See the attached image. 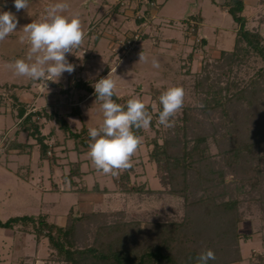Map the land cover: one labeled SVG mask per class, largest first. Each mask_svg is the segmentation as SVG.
<instances>
[{
	"label": "rangeland",
	"instance_id": "1",
	"mask_svg": "<svg viewBox=\"0 0 264 264\" xmlns=\"http://www.w3.org/2000/svg\"><path fill=\"white\" fill-rule=\"evenodd\" d=\"M56 2L59 0H29L28 8L17 12L13 0H0V11H11L19 21L17 31L0 41V158H5L4 153L14 148H11L13 143L27 145L24 154L18 156L19 153L14 152L12 155L15 157L9 156L11 162H0V221L48 214L52 223L65 226L69 212L72 210L74 215L77 214L78 203L82 202L81 210L98 206L114 210L118 215L106 222L115 223L112 226H123L130 234L142 231L140 234H144L143 240L150 239V235L155 239L154 225L175 222L187 227L183 234L186 238L189 236L191 241V234H197L206 223V238L198 239L195 242L198 246L213 239L222 224L221 228L228 230L225 222L229 220L230 223V218L238 217L236 234L240 240L242 260L236 264H264V158L257 160L254 157L250 160L252 157H249L247 150H243L239 158L230 156L236 147L240 145L239 148H242L239 142L241 139L258 140L252 136L254 132L244 135V123L252 121L255 124L259 120L261 125L263 102L258 94L239 97L241 90L250 89L251 81L258 80L263 61L256 54L247 56L240 67L233 66L230 74L225 75L224 71L229 72V66L227 62L220 65L218 61L222 52L234 49L237 25L223 7L224 1L66 0L70 7L65 14L79 15L86 37L82 46L67 56L69 62L75 65V71L72 74L64 73L57 80L65 87L64 92L68 93L59 94L61 91H58L60 102L67 96V100H72L66 103L68 109L63 111L60 107H66L64 103L57 105L55 102L48 104L38 101L51 95L45 92L49 90H42L51 81H32L27 77H18L6 67L7 63L15 59L26 58L28 43L19 40L23 35V26L41 18L45 8ZM244 2L246 28L259 33L264 42V0ZM192 17L196 20H192ZM141 52L146 56V61L139 62ZM153 58L160 63L158 69L151 65ZM110 72L117 84L116 96L120 103L124 105L129 98L138 96L147 106H151L149 111L153 115V123L144 129L142 144L133 160L134 166L129 170L131 183L136 185V192L129 195L119 194L117 180L122 172L112 176L96 171L87 155L88 146L70 139L68 134L60 130L55 119L42 115L54 113L63 117L71 114L67 115L66 112L75 109L78 115L67 119L73 132L99 126L103 119L99 101L87 97L86 103L79 105L80 108L69 104H77L79 97L86 93L78 90L76 82L82 81L94 86ZM206 76H210V81L203 83L204 86L198 85ZM233 82L235 85H232ZM259 84L261 88L264 86L261 80ZM173 85L185 89V103L175 117V127L166 129L157 123L155 116L159 108L156 92L162 93ZM65 89H70V92ZM210 90L215 93L220 91L225 99L234 95L235 102L228 105L225 103L222 105L224 109L220 106L215 109L210 105L204 115L201 111L204 110V101L210 98L207 96ZM23 105L26 114H41L37 116L36 124L41 127L40 132L50 146L46 159L41 158L36 137L25 130L24 119L19 118V109ZM190 108L194 121L187 134L192 139L198 135L207 137L208 152L205 153L207 157L205 155L204 162L196 164L188 177L186 197L180 192V180L177 181V195L171 192L173 184L169 179L164 181L160 178V171L150 161L149 153L154 148V141L164 144L175 139L179 128H184V110ZM249 116L251 119L247 118ZM234 125L239 128L232 137ZM53 129L56 131L52 135ZM28 146L34 147V150L30 151ZM262 153L255 150L258 156H262ZM77 162L83 165L81 171L85 176L79 187L89 189L85 195L80 196L70 192L72 187L67 177L72 164ZM29 170L34 176L32 182H28L30 184L17 176L18 172L22 176L27 175ZM199 175L209 177V182L200 185L197 178ZM56 188L58 191L61 188L63 190L56 193ZM205 189L210 191L206 192ZM109 198L112 203L107 205ZM52 202L56 204L54 208L48 206ZM213 202L218 206H228L216 210ZM124 222H127L126 225ZM95 227V224L79 227L74 245L78 248L91 247L104 239ZM21 228L19 225L20 231ZM153 230L154 234H149ZM6 232L7 229L0 228V264L13 262L12 255H8L10 251L5 252V244L11 239H5ZM191 243L188 244L190 247L193 246ZM222 244L217 248L223 249ZM43 252L44 249L39 261L40 264H47L46 261L50 260L44 258Z\"/></svg>",
	"mask_w": 264,
	"mask_h": 264
},
{
	"label": "trees",
	"instance_id": "2",
	"mask_svg": "<svg viewBox=\"0 0 264 264\" xmlns=\"http://www.w3.org/2000/svg\"><path fill=\"white\" fill-rule=\"evenodd\" d=\"M151 1L153 2L155 0ZM212 1L215 2V0ZM223 1V7L226 9L228 15L232 17L233 21L237 25V29L234 49L231 52H222L218 63L222 65L227 62L230 70L227 73L226 71L224 72L225 75H229L233 66L240 67L244 63L245 57L255 54L259 56L263 61V67L258 72V80L255 79L256 81H251L250 89L241 90V95L239 98L244 96V94H251L252 96L258 94L260 101L263 102L261 105L264 106V86L261 88L259 84V80L263 81L264 83L263 38L259 33L247 30V18L244 16V0ZM191 19L196 20L195 17H192ZM205 67L204 71L206 72ZM187 70L189 69L187 68ZM209 81L210 76H206L205 79L198 82V85L204 86L202 84L208 83ZM76 84L79 88L78 90H84L87 94L93 95L96 99L94 86L91 83H82V81H80L76 82ZM232 85H235V83ZM66 91L70 92V89H67ZM159 92L160 91L156 92L157 97H159L161 94ZM207 96L210 98L204 101V110L201 111L204 115H206L210 105H213V108L215 109H217L219 106L224 109L222 105H225V103L228 105L229 103L235 102L233 100L234 95L225 99L222 98L223 95L220 91L215 93L214 91L210 90L208 91ZM236 97L237 96H235V98ZM113 99L116 100L117 103H120V100L116 94L114 95ZM15 100H17V98H15ZM150 108L151 106H148L149 110ZM160 108L161 106L159 105V108L155 113L156 117ZM191 110V108L190 110H184V116L182 119L184 121V128H179V130L182 131V134H180V131L178 130L177 134L174 136L175 139L166 141L164 144H159L158 141H152L154 148L152 152L149 153L150 161L154 162L160 171V178L164 181L165 179H169V181L173 184L174 187L171 192L176 194V186H178L177 181L180 180L182 184L180 192H182V194L186 197L188 190V177L191 175L192 171L194 170L193 167L196 166V164L198 165L204 162V159H206L205 155L207 157V154L205 153L208 152L207 137L198 135L195 139H192L189 138V135L187 134L189 127L194 121V116H191ZM78 113L79 112H76L74 109V111L71 113V116H77ZM262 113L263 121L261 122V125L259 120L255 124L252 121H247L244 123L246 126L244 135L254 132L252 136L257 137L258 140L251 141L252 139H241L239 142L241 145H243L242 148H239V145L230 152V156L234 155V157L239 158L242 151L247 150V153L250 155L249 157H252L250 160H252L254 157L257 160L264 158V108ZM18 115L19 118L24 119L23 125L25 126V130L30 131L29 134L36 137L37 143L40 146L41 158L46 159L47 153L50 151V146L46 144V138L40 132L41 127L36 124V118L37 116L40 117L41 114H26V109L23 105V107L19 109ZM42 115H44V117H48L49 119H55L60 125V130L65 135L68 134L70 139L79 142L82 146H88L89 136L88 130L86 128H83L80 132H73L64 117H58V115L54 113H45ZM247 118L251 119L250 116ZM232 128L234 135H231L234 137L236 135L235 133L238 132L239 126L234 125ZM52 133H54V131ZM143 133L144 129L140 130L138 135L142 136ZM13 147H19L20 150H25L27 145H17L14 143L11 145V148ZM255 150L263 152L262 156L255 154ZM163 170L165 171L166 175L161 172ZM82 175L81 163L77 162L72 164L70 173L67 176L72 187L76 185L74 179L81 178ZM197 178L199 179V183L202 186L209 182V177L205 178V176L202 177L199 175ZM117 185L119 187V191L123 195H129L133 192H136V185L131 183L129 170L120 174V177L117 180ZM80 191L86 192L87 188L83 187L80 189ZM209 191L210 190H206V192ZM216 199L217 197L214 199L215 202ZM213 204L216 210L223 208L225 205L221 204L222 206H218L214 202ZM117 215L118 213L114 210L108 212L96 211L92 213H83L80 215H74V213L71 212L65 227L50 224L47 222L46 218L41 215L32 217H15L9 219L6 222L0 221V228L12 230L16 227L18 228V226L21 225L22 232L32 233L36 235L38 240L46 238L49 242V248L52 251L49 260L61 264H189V257H193L192 264H194L195 257L202 251H206L208 249L213 250L216 256V259L214 261H209V264H236L242 260L239 248L240 240L238 239V234H236L238 217H234V219L230 218V220H232L230 223H228L229 220L225 222L227 223L228 230L222 229V224V226L217 229V233L213 235V239L204 241L202 244L196 246L195 242L198 239L206 238L205 233L208 224L205 223L204 227L201 226L197 231V234H191L193 235V238H191L193 246L190 247L192 243L189 240V236L186 238L183 234V231L187 227L180 223L169 222L168 224H156L153 226V228L156 229V233L154 234V230L149 233L156 235V237H154L155 239L153 240V235H150V239L143 240L142 237L144 234H140L142 231H138L137 234H130V231H128L123 226H112L115 223L108 224L106 222L109 218ZM124 223L126 225L127 222ZM90 224L96 225L95 229L101 233L104 239L98 241V244L91 247H76L74 244L76 240L75 235L77 234V229L79 227H86V225ZM228 241H231V243L229 244ZM221 243H223V249L217 248Z\"/></svg>",
	"mask_w": 264,
	"mask_h": 264
},
{
	"label": "clouds",
	"instance_id": "3",
	"mask_svg": "<svg viewBox=\"0 0 264 264\" xmlns=\"http://www.w3.org/2000/svg\"><path fill=\"white\" fill-rule=\"evenodd\" d=\"M13 6L19 12L27 9L29 0H13ZM70 5L66 0H59L45 8L38 20L23 26L21 43L27 41L26 58H18L6 64L18 77H27L32 81L59 80L64 73L72 74L75 65L67 59L84 43L86 32L79 15H66ZM17 16L11 11H0V41L17 31ZM143 52L139 62L146 61ZM153 68L158 69L160 63L153 58ZM117 84L111 72L94 84L96 101L102 110V122L97 127L88 129L87 153L96 171L105 175L117 176L130 170L133 160L142 144L140 130L148 129L153 122L146 103L138 96H133L122 105L113 99ZM186 92L180 85H173L164 90L158 97L161 106L157 113V123L166 129L175 127V117L185 103ZM155 108V105L152 106ZM216 259L213 250L202 251L194 259V264H209ZM192 264L193 257L188 258Z\"/></svg>",
	"mask_w": 264,
	"mask_h": 264
},
{
	"label": "crops",
	"instance_id": "4",
	"mask_svg": "<svg viewBox=\"0 0 264 264\" xmlns=\"http://www.w3.org/2000/svg\"><path fill=\"white\" fill-rule=\"evenodd\" d=\"M54 79V78H53ZM64 86H63V84L62 83H59V82H57V80H54V81H51L50 83H48V85H47V88H42V90L44 91V90H49V91H45V92H48L49 94H51V95H48V96H46V97H43V98H40V99H38V101L40 100L41 101V103L44 101V102H47L48 104H52L53 102H55L56 104L57 103H64V105H66V107H60V110H67L68 109V107H67V102L69 101V102H71L72 100L71 99H69V100H67L68 99V96L66 97V99H64V100H62V102H60L61 101V96L59 95V98H58V91H61V93H59V94H63V93H65L64 92V88H63ZM66 90V89H65ZM66 95H68V93H65ZM35 95V94H34ZM88 97V99H95L94 98V96L92 95L91 96V94H87L86 95V93H85V96H84V94H82V96H80L79 97V101H78V103L77 104H69L71 107H75V108H80L79 107V105H81V104H84V103H86V98ZM46 100H45V99ZM101 103V102H100ZM58 105V104H57ZM68 105V106H69ZM70 106H69V109H70ZM74 109V108H73ZM62 110V111H63ZM55 111H56V109H55ZM81 112V111H80ZM60 114H61V111L59 112ZM69 113H72V112H66V114L68 115ZM59 114V115H60ZM61 117V116H60ZM65 119H66V121H67V119H69L70 117H72L71 116V114L70 115H68V116H63ZM41 131V130H40ZM54 131V133H52ZM55 129H53L52 130V132H51V134L53 135V134H55ZM14 144V143H13ZM17 145H19L18 143H16ZM21 145H23V144H21ZM29 148V150L31 151V150H34L33 148H31V146H28ZM24 151L25 150H20L19 149V147H14L13 149H10V150H8V152H7V154L6 153H4L5 154V158L4 157H2V158H0V162H1V160L2 161H10V159L9 158H11V157H15L14 155H12V153H14V152H17V154L19 153V155L18 156H20V155H22V154H24ZM79 152L80 151H78V154H79ZM21 153V154H20ZM70 153H71V151H70ZM69 153V154H70ZM29 154H31V153H29ZM33 154H34V152H32V156H33ZM16 155V154H15ZM83 155V154H82ZM9 156H11V157H9ZM17 156V155H16ZM31 158V157H30ZM57 162L59 161V159L58 160H56ZM11 162V161H10ZM81 163V162H80ZM81 166H83L82 164H81ZM23 169V168H22ZM30 169V168H29ZM22 171H24V170H22ZM19 172H20V170H19ZM19 172H18V174H17V176H19V177H21L23 180H25L27 183L30 181V183L32 182V180H33V174L31 175V173H30V170L28 171V173H27V175L25 174V175H20L19 174ZM81 172H83V171H81ZM31 177H30V176ZM36 176H37V174H36ZM35 176V177H36ZM85 176H84V174L82 175V177L81 178H75L74 179V182H76V185L74 186V187H72L71 188V193H76L78 196H80V195H85L88 191H89V189L87 188V191L86 192H83V191H80V189L81 188H83V187H85V186H80L79 187V183L81 182V181H83V178H84ZM30 183H28V184H30ZM36 185V184H35ZM34 186V185H33ZM59 188V187H58ZM34 189L35 190H38L37 188H36V186H34ZM56 191V193H60L61 192V190H63L62 188L60 189V191H58V189L56 188L55 189ZM94 190H96V191H100L99 190V188H95ZM104 192H107V190H105ZM120 192V191H119ZM75 194V195H76ZM120 195H123L121 192L119 193ZM76 195V196H77ZM105 199H103L102 201H104ZM78 202H79V198H78ZM109 203H112V199L111 198H109V201H108V203H107V205L109 204ZM56 204H55V202H52V203H49L48 204V206H53L52 208H54V206H55ZM81 205H82V202H79L78 203V211H77V214H75V215H80V214H83V213H92V212H96V211H100V212H108V211H111L110 210V208H107V209H102L103 208V206H98L97 208H90L89 210L87 209V210H81ZM113 211V210H112ZM71 212H73L72 210L69 212V214L67 215V219H66V224H67V222H68V218H69V215H70V213ZM46 214V213H45ZM40 215V214H39ZM39 215H33V216H39ZM41 216H44L45 218H46V220H47V222L48 223H52V221L50 220V218H49V215L48 214H46V215H41ZM52 224H54V223H52ZM66 224H65V226H66ZM55 225H57V224H55ZM57 226H60V225H57ZM65 226H60V227H65ZM8 230V232H6V234H5V239H7V237H9V238H11L9 241H7L6 242V244H5V252L7 251V250H9L10 252H9V254L8 255H12V257H13V262H12V264H40V261L39 260H41L40 258H41V255H42V250L44 249V254H45V257L44 258H47L48 257V259H49V257H50V254H51V250H50V248H49V242H48V240L46 239V238H42V239H40V240H38V238L36 237V235H34V234H32V233H25V232H22V231H20L17 227L16 228H14V230H11V229H7ZM28 236H30L31 238L29 239L28 238ZM6 241V240H5ZM10 243V244H9ZM7 244L9 245V246H7ZM12 244V246H10ZM45 245V246H44ZM44 247V248H43ZM15 255H17V256H15ZM15 256V257H14ZM3 260H4V258H3ZM5 261V260H4ZM46 262H48L49 264H61V263H57V262H54V261H46ZM47 263V264H48ZM8 264V263H7Z\"/></svg>",
	"mask_w": 264,
	"mask_h": 264
},
{
	"label": "built area",
	"instance_id": "5",
	"mask_svg": "<svg viewBox=\"0 0 264 264\" xmlns=\"http://www.w3.org/2000/svg\"><path fill=\"white\" fill-rule=\"evenodd\" d=\"M129 43H131V42H129Z\"/></svg>",
	"mask_w": 264,
	"mask_h": 264
}]
</instances>
